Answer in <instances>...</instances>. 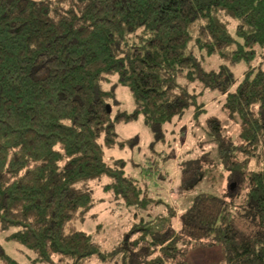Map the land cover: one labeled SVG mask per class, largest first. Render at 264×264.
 I'll return each mask as SVG.
<instances>
[{"label": "trees", "instance_id": "16d2710c", "mask_svg": "<svg viewBox=\"0 0 264 264\" xmlns=\"http://www.w3.org/2000/svg\"><path fill=\"white\" fill-rule=\"evenodd\" d=\"M199 51L221 63L205 68ZM112 82L133 110L114 108ZM208 92L221 114L200 100ZM187 113L208 129L228 199L200 192L177 219L169 202L171 222L101 250L75 226L96 204L90 183L109 178L105 191L128 206L150 200L126 160L105 158L139 142L118 140L116 125L143 117L152 143L166 142ZM202 160L180 163L170 194L202 180ZM1 231L32 264H186L191 247L217 245L221 264H264V0H0ZM0 264L22 263L0 245Z\"/></svg>", "mask_w": 264, "mask_h": 264}, {"label": "rangeland", "instance_id": "374dc122", "mask_svg": "<svg viewBox=\"0 0 264 264\" xmlns=\"http://www.w3.org/2000/svg\"><path fill=\"white\" fill-rule=\"evenodd\" d=\"M198 55L201 57L205 68H217L221 63L217 55H207L201 51L198 52ZM245 68L246 64L241 63L234 68V71L237 76H241ZM112 87L117 92L118 102L114 108L133 110L135 101L128 87L122 84H113ZM221 97L218 92H208L200 100L205 102L210 112L221 114L219 111V102H221L219 99ZM189 113L178 119V125L167 126L169 132L166 142L154 144L152 143L153 133L143 117L116 125L118 140L138 136L139 142L134 147L115 145L113 148L105 149V158L110 164H113L112 158L126 160V173L137 180L143 189L142 196L148 197L150 200L144 205L128 206L123 203L121 197H115L111 192L105 191L104 185L110 182L109 178L90 183L96 204L86 218L75 221V226L77 229L91 233L101 250L109 251L121 246L124 235L132 228L143 227L145 230H140L137 233L146 232L150 236L152 232H155L157 228L160 229L167 221L171 222L173 216L170 217L168 214L167 204L169 202L176 213L174 218L177 219L190 206L194 196L200 192L213 193L225 200L228 199L224 195V192L227 191V176L220 160L217 159V155L215 157V144L208 138V129L191 128V122L194 123V121L193 118H189ZM225 122L230 124L229 121ZM195 123H198L197 126L200 128L206 126L201 120ZM184 124H186L185 129L191 131L190 135L188 134L189 136L186 137L180 129L181 125ZM229 128L231 132L236 129L233 125ZM200 156L203 158L210 156L212 160V162H209L210 160L203 162L202 160L204 172L202 180L179 193L173 191L170 194L172 186H176L177 178L180 175V163L186 159H195ZM155 162L158 167L154 166ZM160 171H163L165 175L162 179H158ZM155 183L158 185L156 186ZM231 208L236 214V222L245 228L236 207ZM6 234V232H0V245L4 246L6 251L22 264H32L28 257L29 253L26 254V251H21L24 247H19L16 243L9 241ZM124 252V248H121V254L118 258ZM221 261L222 254L218 245L208 248L193 246L186 253V264H221ZM110 262L109 260L103 262L94 257L81 264H110Z\"/></svg>", "mask_w": 264, "mask_h": 264}, {"label": "water", "instance_id": "95a60500", "mask_svg": "<svg viewBox=\"0 0 264 264\" xmlns=\"http://www.w3.org/2000/svg\"><path fill=\"white\" fill-rule=\"evenodd\" d=\"M109 111H111V108L109 109Z\"/></svg>", "mask_w": 264, "mask_h": 264}]
</instances>
